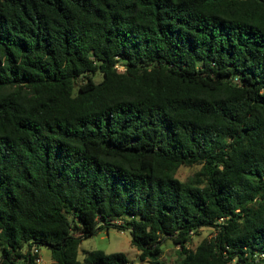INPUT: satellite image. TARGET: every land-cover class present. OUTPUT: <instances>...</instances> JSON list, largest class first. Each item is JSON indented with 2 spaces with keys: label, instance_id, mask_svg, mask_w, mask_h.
<instances>
[{
  "label": "trees",
  "instance_id": "1",
  "mask_svg": "<svg viewBox=\"0 0 264 264\" xmlns=\"http://www.w3.org/2000/svg\"><path fill=\"white\" fill-rule=\"evenodd\" d=\"M111 227L264 264V0H0V264H136L79 260Z\"/></svg>",
  "mask_w": 264,
  "mask_h": 264
},
{
  "label": "rangeland",
  "instance_id": "2",
  "mask_svg": "<svg viewBox=\"0 0 264 264\" xmlns=\"http://www.w3.org/2000/svg\"><path fill=\"white\" fill-rule=\"evenodd\" d=\"M96 80H101L102 75L96 73ZM201 168V165L193 166H181L177 171V177L183 181L189 180L194 174ZM212 228H203L200 234H195L189 243V247L195 248L198 243L205 237H209L213 234ZM104 250L107 253L123 252L127 255L130 262L136 264H151L149 261L141 262L139 259L140 251L132 245V235L128 230H120L115 227H111L108 230L102 229L97 234L84 239L79 245L78 258L80 261L84 260L85 251L89 250ZM180 247L176 246L171 240L165 241L163 245L162 259L165 264H176L178 261V251ZM28 250V246L24 248V251ZM41 261L39 264H54V260L51 256V250L47 246L40 247ZM229 264H237L235 261Z\"/></svg>",
  "mask_w": 264,
  "mask_h": 264
},
{
  "label": "built area",
  "instance_id": "3",
  "mask_svg": "<svg viewBox=\"0 0 264 264\" xmlns=\"http://www.w3.org/2000/svg\"><path fill=\"white\" fill-rule=\"evenodd\" d=\"M220 220H223V218H222V219H220ZM34 252H35V253H37V252H39V250H38V249H36ZM40 261H41V257H39V258L37 259V262H38V263H40Z\"/></svg>",
  "mask_w": 264,
  "mask_h": 264
}]
</instances>
